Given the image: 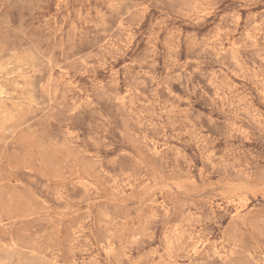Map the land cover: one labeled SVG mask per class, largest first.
I'll return each mask as SVG.
<instances>
[{"label": "rangeland", "instance_id": "1", "mask_svg": "<svg viewBox=\"0 0 264 264\" xmlns=\"http://www.w3.org/2000/svg\"><path fill=\"white\" fill-rule=\"evenodd\" d=\"M0 264H264V0H0Z\"/></svg>", "mask_w": 264, "mask_h": 264}]
</instances>
